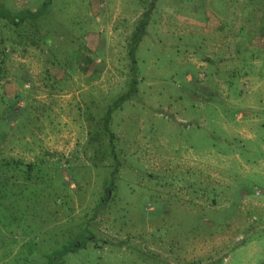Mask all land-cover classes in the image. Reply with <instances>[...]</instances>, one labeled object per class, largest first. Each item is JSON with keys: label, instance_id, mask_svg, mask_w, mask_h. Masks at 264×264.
Listing matches in <instances>:
<instances>
[{"label": "rangeland", "instance_id": "1", "mask_svg": "<svg viewBox=\"0 0 264 264\" xmlns=\"http://www.w3.org/2000/svg\"><path fill=\"white\" fill-rule=\"evenodd\" d=\"M0 9V264H264V0Z\"/></svg>", "mask_w": 264, "mask_h": 264}, {"label": "trees", "instance_id": "2", "mask_svg": "<svg viewBox=\"0 0 264 264\" xmlns=\"http://www.w3.org/2000/svg\"><path fill=\"white\" fill-rule=\"evenodd\" d=\"M48 1L49 0H46V3ZM0 13L4 14V11L2 9H0ZM146 16H147V13H145L144 17L141 19V21L137 25L136 30L133 34L134 46H136L137 42L139 41V38L144 34V29H145V26L147 24V19H146L147 17ZM126 98H127V94H122L121 96L118 97L114 106L119 105L120 103H122V101L126 100ZM110 111H111V109L110 110L108 109V112H110Z\"/></svg>", "mask_w": 264, "mask_h": 264}, {"label": "crops", "instance_id": "3", "mask_svg": "<svg viewBox=\"0 0 264 264\" xmlns=\"http://www.w3.org/2000/svg\"><path fill=\"white\" fill-rule=\"evenodd\" d=\"M264 174V172H262Z\"/></svg>", "mask_w": 264, "mask_h": 264}]
</instances>
